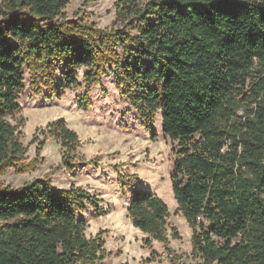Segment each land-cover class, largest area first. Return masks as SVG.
<instances>
[{"label":"trees","instance_id":"obj_1","mask_svg":"<svg viewBox=\"0 0 264 264\" xmlns=\"http://www.w3.org/2000/svg\"><path fill=\"white\" fill-rule=\"evenodd\" d=\"M67 1L0 0V170L25 151L7 120L20 110L25 71L35 94L60 97L79 68H89V87L110 64L141 119L160 113L177 141L171 188L196 264H264V0H117L121 27L110 30L62 25ZM48 128L67 166L78 136L62 119ZM85 201L81 187L45 177L0 187V264H96L104 242L85 236L76 215ZM127 213L168 242L156 193L132 186Z\"/></svg>","mask_w":264,"mask_h":264},{"label":"rangeland","instance_id":"obj_2","mask_svg":"<svg viewBox=\"0 0 264 264\" xmlns=\"http://www.w3.org/2000/svg\"><path fill=\"white\" fill-rule=\"evenodd\" d=\"M116 2L68 0L56 20L62 25L76 21L99 30L115 29L121 27L115 23ZM101 69L98 81L86 87L84 74L89 68H79L78 85L65 89L60 97L46 96L45 88L35 94L25 71L20 110L7 116L25 151L16 166L0 170V187L17 188L42 177L56 187H81L87 201L76 215L84 221L86 237L99 233L104 242L96 264L201 262L192 251V229L177 211L171 188L177 141L163 133L160 113L149 124L141 119L122 94L112 65L104 63ZM83 96H87L85 107ZM58 119L78 136L69 166L62 161L65 147L48 128ZM132 186L156 193L167 204L166 244L132 225L127 213Z\"/></svg>","mask_w":264,"mask_h":264}]
</instances>
